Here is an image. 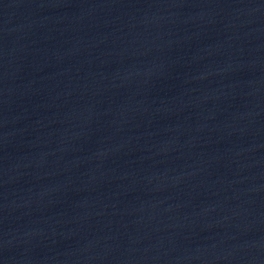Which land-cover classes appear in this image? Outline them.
I'll list each match as a JSON object with an SVG mask.
<instances>
[{"label":"water","instance_id":"1","mask_svg":"<svg viewBox=\"0 0 264 264\" xmlns=\"http://www.w3.org/2000/svg\"><path fill=\"white\" fill-rule=\"evenodd\" d=\"M0 264H264V0H0Z\"/></svg>","mask_w":264,"mask_h":264}]
</instances>
